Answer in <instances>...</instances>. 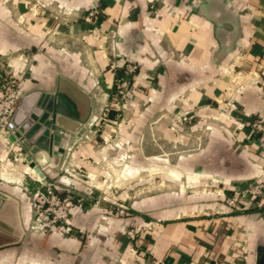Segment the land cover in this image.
I'll return each instance as SVG.
<instances>
[{
  "label": "crops",
  "instance_id": "crops-1",
  "mask_svg": "<svg viewBox=\"0 0 264 264\" xmlns=\"http://www.w3.org/2000/svg\"><path fill=\"white\" fill-rule=\"evenodd\" d=\"M121 55L139 72L113 150L116 111L98 127ZM5 71L21 95H62L79 135L62 159L34 158L48 181H71V233H34L39 183L28 150L9 154L0 129V264H240L242 250L254 264L264 195L234 197L264 182V137L249 134L264 120V0H0ZM159 178L196 190L158 188Z\"/></svg>",
  "mask_w": 264,
  "mask_h": 264
},
{
  "label": "built area",
  "instance_id": "built-area-1",
  "mask_svg": "<svg viewBox=\"0 0 264 264\" xmlns=\"http://www.w3.org/2000/svg\"><path fill=\"white\" fill-rule=\"evenodd\" d=\"M100 15L99 8L93 7L87 14V19L97 25ZM110 67L115 74V83L111 94V101L102 118L103 121H107L109 112L112 109L116 110V112H120L121 110L124 112L126 105L132 97L139 72V65L125 55L115 57L111 61ZM0 81V129L7 133L9 139L7 151L9 154H12L15 151V147L19 146V139L16 137L17 130L13 119L21 96L20 80L14 74L5 71L4 74L0 73ZM115 107L116 109H114ZM116 121L118 126L123 122L118 117ZM249 129V134H262L264 137V120H254L249 125ZM67 151H72V148L68 147ZM30 176L34 181L39 183L38 189L32 194L33 217L30 226L31 231L34 233H47L60 230L65 234L71 233V207L69 200L74 198L69 196L67 199H63L57 194L58 185H61V183L50 182L47 179L46 182H43L33 172ZM62 185L68 191H71V181H65ZM263 195L264 182H257L243 189L235 190L234 200L236 202L240 199H257ZM82 201L83 199L78 200V202ZM138 233L139 230H133L129 232V236L131 239H135ZM247 262L248 255L247 251L244 250L240 257V264H247Z\"/></svg>",
  "mask_w": 264,
  "mask_h": 264
},
{
  "label": "water",
  "instance_id": "water-1",
  "mask_svg": "<svg viewBox=\"0 0 264 264\" xmlns=\"http://www.w3.org/2000/svg\"><path fill=\"white\" fill-rule=\"evenodd\" d=\"M65 103L59 93L37 91L29 96L21 95L13 119L19 147L28 150L26 161L43 182L46 177L34 158L47 153L62 159L69 142L79 135V130H73L70 124V120L77 118ZM5 199L8 196L0 191V204ZM254 264H264V245L256 247Z\"/></svg>",
  "mask_w": 264,
  "mask_h": 264
},
{
  "label": "rangeland",
  "instance_id": "rangeland-1",
  "mask_svg": "<svg viewBox=\"0 0 264 264\" xmlns=\"http://www.w3.org/2000/svg\"><path fill=\"white\" fill-rule=\"evenodd\" d=\"M114 109H116V107L114 108ZM116 111V110H115ZM127 110L125 109L124 110V112L121 110L120 112H116L117 114H116V118L118 117V118H120V120H122V121H125L126 120V118H127V112H126ZM100 125H99V127H98V129L99 130H102L103 129V125L106 123V121H103V120H101L100 122ZM120 129H121V125L120 126H118V124H117V127H116V130H115V133H113L112 135H111V137H108L106 140H107V142H109V145H111V149H113V150H118L119 149V147H121V143H120V141H118V137L116 136V133L118 132L119 133V131H120ZM100 132V131H99ZM203 136V131H199V130H196V131H194V135H193V138L195 139V141H196V145H197V149L196 150H200L201 149V145H200V143H201V141H202V136ZM121 159H123L124 161L127 159V156H121L120 157ZM126 164V163H125ZM162 171H164V169H162ZM137 182H139V180H136ZM154 182H156V185H157V187L159 188H163V189H165V185H166V183L168 182V184L170 185V186H172L173 187V189L174 190H179L182 186L184 187V188H186V189H184V190H186V191H188V193H191V192H195V190L196 189H194L190 184H187L186 183V180H173V181H171V180H162V179H158V180H156V181H152V183H154ZM133 183V182H132ZM141 185H140V188H142V190L144 191L145 190V188L146 187H149V181H145V180H141ZM185 183V184H184ZM209 188H211L212 187V183H210V185L208 186ZM198 191H200V190H198ZM144 194H142L141 196H143ZM144 197V196H143ZM204 198L207 200V203L208 202H210V198H209V196H204ZM196 203V202H195ZM201 204V203H200ZM33 215V214H32ZM33 217V216H32ZM32 223V222H31ZM30 226H31V224H30ZM29 229H30V227H29ZM30 231H31V229H30ZM32 232V231H31ZM40 233V232H39ZM47 233H51V232H47ZM242 251H244V250H242ZM242 256V255H241Z\"/></svg>",
  "mask_w": 264,
  "mask_h": 264
},
{
  "label": "trees",
  "instance_id": "trees-1",
  "mask_svg": "<svg viewBox=\"0 0 264 264\" xmlns=\"http://www.w3.org/2000/svg\"><path fill=\"white\" fill-rule=\"evenodd\" d=\"M114 114H115V112L113 111V110H111L110 112H109V118H114ZM36 190H34L33 192H32V194L35 192ZM31 194V195H32ZM57 194L61 197V198H63V199H67L69 196H72L73 194H72V190L71 191H68L63 185H58V188H57ZM73 198H74V196H73ZM74 200H76V199H74Z\"/></svg>",
  "mask_w": 264,
  "mask_h": 264
},
{
  "label": "bare ground",
  "instance_id": "bare-ground-1",
  "mask_svg": "<svg viewBox=\"0 0 264 264\" xmlns=\"http://www.w3.org/2000/svg\"><path fill=\"white\" fill-rule=\"evenodd\" d=\"M32 172L35 173L33 169H32Z\"/></svg>",
  "mask_w": 264,
  "mask_h": 264
}]
</instances>
